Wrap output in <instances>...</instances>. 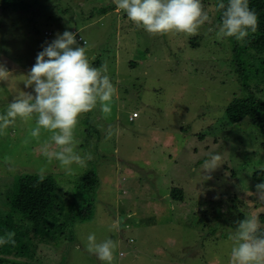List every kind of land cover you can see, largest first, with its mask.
Returning a JSON list of instances; mask_svg holds the SVG:
<instances>
[{"label": "rangeland", "instance_id": "obj_1", "mask_svg": "<svg viewBox=\"0 0 264 264\" xmlns=\"http://www.w3.org/2000/svg\"><path fill=\"white\" fill-rule=\"evenodd\" d=\"M215 1L202 0L211 24L193 36L150 35L123 11L115 24L117 13L97 8L112 6L108 0H23L20 11L0 9V66L8 71L7 81L0 80V115L13 97L32 91L24 82L37 54L66 29L77 33L81 46L80 35L87 40L93 66L108 64L117 89L109 115L98 104L80 117L69 147L93 159L84 167L73 164L71 174L41 152L43 144L52 152L62 150L52 141L53 132L41 129L38 138L31 136L36 114L0 128V216L9 212L5 199L21 174L43 169L76 209L83 175L97 176L91 218L72 228L74 241L47 250L51 258L41 259L44 264H104L86 250L89 233L98 241L118 242L112 264H228L239 212L257 216L264 228L259 205L264 201L255 189L264 182L260 131L248 121L231 123L226 115L234 96L249 87L264 99V55L238 51L244 61L239 77L234 37L217 39L208 31L217 24ZM58 7L69 11L61 25ZM134 113L138 116L130 120ZM109 126L113 135L107 139ZM215 153L222 156L221 166L207 179L203 164ZM256 171L263 172L262 180L255 181ZM173 188L183 191V200L172 197ZM43 251L39 246L37 255Z\"/></svg>", "mask_w": 264, "mask_h": 264}, {"label": "clouds", "instance_id": "obj_2", "mask_svg": "<svg viewBox=\"0 0 264 264\" xmlns=\"http://www.w3.org/2000/svg\"><path fill=\"white\" fill-rule=\"evenodd\" d=\"M112 3L116 6L112 9L117 13L115 24L123 11L136 27L153 36L170 33L193 36L206 22L211 24L202 0H112ZM216 7L223 10L221 20L208 31L214 32L217 39L234 37L237 41H244L249 30H257L258 17L250 8L249 0H227V4L218 0ZM79 40L83 41V46L77 41V33L66 29L57 33L54 40L42 45L43 50L37 54L36 62L24 82L25 87L32 91L20 92L13 97L6 115H0V128H7L17 118L27 120L36 114V127L31 136L38 138L41 129L53 132L51 139L62 150L52 152L47 144H43L41 152L49 162L53 159L59 161L68 174H71L73 164L84 167L86 161L93 159L90 153L82 157L69 147L80 117L93 111L98 104L101 111L109 115L117 94L108 75V64L102 62L99 67L93 66L87 55V40L83 35ZM7 73L0 66V80L7 81ZM112 135L113 128L109 126L106 138L110 139ZM221 161L219 153L210 154L209 159L204 161L203 169L209 173L205 175L207 179H211L210 173L221 166ZM5 162H8L7 159ZM38 176L40 182L45 179L43 169ZM255 189L257 198L264 201V182L257 183ZM14 237L15 232H5L0 236V245H14ZM229 239L233 241V246L228 264H264V228L257 216L249 215L237 221L236 231L230 234ZM85 247L104 264H112L118 242L111 237L98 241L95 233H89Z\"/></svg>", "mask_w": 264, "mask_h": 264}, {"label": "trees", "instance_id": "obj_3", "mask_svg": "<svg viewBox=\"0 0 264 264\" xmlns=\"http://www.w3.org/2000/svg\"><path fill=\"white\" fill-rule=\"evenodd\" d=\"M22 2L23 0H0V9L4 11H20ZM217 3L218 0L215 1V5ZM224 3L227 4V0H224ZM58 5L59 3L56 4L55 8ZM249 6L257 14L258 27L255 32L249 30V34L242 45L244 49L239 44V42L243 41H237L233 38L236 45L233 54L236 56V65L239 66V77L244 75V61L237 57L239 55L238 51H251V56L264 55V0H249ZM97 8H100L99 12L106 13L110 9H116V6L113 4L106 7V4H103ZM58 10L61 16L56 19L61 25L63 20H67L66 15L69 11H64V9H59V7ZM222 11L217 10V7L215 8L217 24L220 23ZM51 34L50 32L49 35ZM252 52H255L256 55H253ZM95 67H99V65ZM248 91H243L238 96H234L226 107V115L231 118V120L229 118L231 123L242 120L248 121V123L257 127L262 137L261 147L264 150V99L257 97L250 87ZM262 178V171L254 173L255 181L262 180ZM97 186L98 182L95 172L89 171L83 175L81 185H79L77 190L79 192L77 194L78 198L74 202L78 204L76 209L73 207V203L70 204L71 197L69 194L60 188L52 175H45V179L42 182L39 180L38 173L26 172L19 175L13 190L9 192L5 199L10 207L9 212L0 216V236H3L5 232H15V244L0 245V264H11V262L12 264H44L41 259L51 258L48 257L47 250H50L51 247H54L55 244L58 245L60 242L74 241L72 228L80 220L88 221L93 214L92 201L93 197H97ZM182 193L181 189L173 188L172 197L177 198V200H183L184 196ZM259 205L263 206V211L260 212V219L264 220V203ZM239 208L240 206L236 207L237 212ZM13 215H17L18 219L15 220ZM238 216L237 219L239 221L248 215L245 212H239ZM198 223H205V221ZM39 246L44 247V253L41 256L37 255ZM11 254L25 255L30 260L20 262L19 260L10 259L7 256ZM54 259H58L56 254Z\"/></svg>", "mask_w": 264, "mask_h": 264}, {"label": "built area", "instance_id": "obj_4", "mask_svg": "<svg viewBox=\"0 0 264 264\" xmlns=\"http://www.w3.org/2000/svg\"><path fill=\"white\" fill-rule=\"evenodd\" d=\"M138 116L137 113H134L131 117H130V120H134V118H136Z\"/></svg>", "mask_w": 264, "mask_h": 264}]
</instances>
